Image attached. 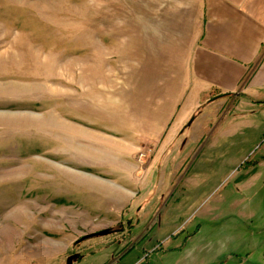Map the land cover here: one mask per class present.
Returning <instances> with one entry per match:
<instances>
[{"label": "rangeland", "instance_id": "374dc122", "mask_svg": "<svg viewBox=\"0 0 264 264\" xmlns=\"http://www.w3.org/2000/svg\"><path fill=\"white\" fill-rule=\"evenodd\" d=\"M206 19V0H0V264H264V102L243 110L244 82L182 119ZM178 69L171 112L154 93Z\"/></svg>", "mask_w": 264, "mask_h": 264}, {"label": "crops", "instance_id": "0c3cea01", "mask_svg": "<svg viewBox=\"0 0 264 264\" xmlns=\"http://www.w3.org/2000/svg\"><path fill=\"white\" fill-rule=\"evenodd\" d=\"M206 14L202 42L192 64L191 77L198 93L188 102L194 107L186 108L183 120L202 102L205 91L235 92L244 82L240 94L244 98L243 110L250 103L264 102L261 97L264 96V0H206ZM169 76L176 81V89L170 90L168 84L163 88L160 84L162 90L154 93V98L164 108L170 105L171 112H177L178 102L184 107L188 97L182 95L188 73L178 69ZM145 124L146 128L161 127L152 122Z\"/></svg>", "mask_w": 264, "mask_h": 264}]
</instances>
